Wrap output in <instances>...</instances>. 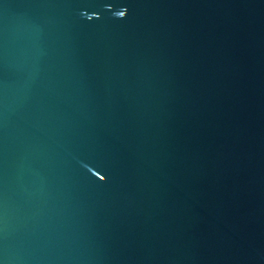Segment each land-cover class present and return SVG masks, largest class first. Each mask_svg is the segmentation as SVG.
<instances>
[{"label":"water","instance_id":"95a60500","mask_svg":"<svg viewBox=\"0 0 264 264\" xmlns=\"http://www.w3.org/2000/svg\"><path fill=\"white\" fill-rule=\"evenodd\" d=\"M0 264H264V0H0Z\"/></svg>","mask_w":264,"mask_h":264}]
</instances>
